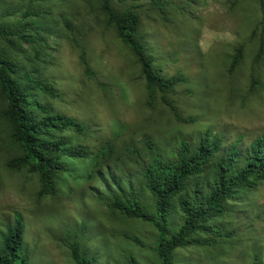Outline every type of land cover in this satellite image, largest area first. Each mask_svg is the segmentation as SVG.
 Listing matches in <instances>:
<instances>
[{
	"label": "rangeland",
	"instance_id": "rangeland-1",
	"mask_svg": "<svg viewBox=\"0 0 264 264\" xmlns=\"http://www.w3.org/2000/svg\"><path fill=\"white\" fill-rule=\"evenodd\" d=\"M168 1L172 8L166 20L150 0L137 1L138 34L154 67L166 77H185L168 96L178 114L191 122L177 121L158 99L146 104L138 64L94 5L52 0L56 13L68 10L95 75H84L79 50L68 40L61 35L49 40L41 66L59 97L45 101L90 126L84 136L69 133L73 143L92 149L109 141L117 148L148 138L164 146L209 129L227 144L239 139L247 147L264 136V52L255 59L262 31L264 40V8L258 0ZM237 45H243L242 58L230 69ZM2 130L0 124V230L15 213L21 214L29 264H76L68 250L75 237L95 255L94 264H132V259L160 264L154 229L110 211L100 199L106 194L103 182L63 178L53 197L37 199L35 175L5 168L12 147ZM220 222L232 232L230 237L212 247L178 249L174 264H263L264 182L235 202Z\"/></svg>",
	"mask_w": 264,
	"mask_h": 264
},
{
	"label": "trees",
	"instance_id": "trees-1",
	"mask_svg": "<svg viewBox=\"0 0 264 264\" xmlns=\"http://www.w3.org/2000/svg\"><path fill=\"white\" fill-rule=\"evenodd\" d=\"M137 1L85 0L132 53L145 84L146 104L158 99L177 121L191 122L178 114L168 96L186 82L185 77L164 76L139 38ZM150 2L166 20L171 3ZM258 2L262 11L264 0ZM67 11L56 13L52 0H0V124L12 147L5 168L35 175L37 199L53 197L63 178L103 182L106 194L100 199L110 211L154 229L160 264H174L178 249L212 247L230 237L232 232L220 221L235 202L264 182V136L247 147L239 139L227 144L209 129L199 136H179L164 146L148 138L117 148L109 141L92 149L73 143L68 134L84 136L90 126L49 106L45 98H57L59 93L41 66L49 40L61 35L79 50L84 75L95 76ZM262 33L255 59L264 52ZM242 51L243 45L234 47L230 69L240 62ZM77 163L80 169H74ZM68 250L76 264L96 261L76 237ZM131 263L136 264L133 259ZM0 264H29L19 213L0 230Z\"/></svg>",
	"mask_w": 264,
	"mask_h": 264
}]
</instances>
